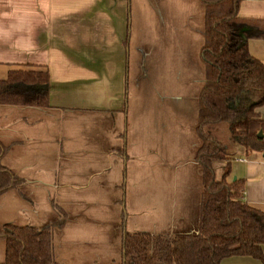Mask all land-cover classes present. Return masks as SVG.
Wrapping results in <instances>:
<instances>
[{"label":"crops","instance_id":"crops-1","mask_svg":"<svg viewBox=\"0 0 264 264\" xmlns=\"http://www.w3.org/2000/svg\"><path fill=\"white\" fill-rule=\"evenodd\" d=\"M236 16L243 21L239 32L247 37L249 54L264 67V0H240ZM127 31L126 0H0V80L11 70L43 71L49 77L47 106L0 104V169L4 171L0 176V231L11 219H22L23 201L29 205L56 197L60 208L54 222L36 225L30 219L23 224L49 226L53 264H122L126 233L168 236L192 233L197 227L200 173L194 150L189 152L195 140L184 157L179 148L173 150L179 154L169 158L164 149L157 156L148 155L157 151L147 137L141 139V146L126 145ZM181 66L182 87L192 77L190 65L187 70ZM195 78L193 93L175 98L188 123L196 117L203 73L197 72ZM186 100L191 105L187 111L183 107ZM254 112L264 121V103ZM191 130L188 124L172 134L190 138ZM153 142L163 148L170 140L157 130ZM228 152V179H242V200L264 212V152L244 151L238 145ZM136 157L141 176L134 181L137 165L132 160ZM167 161L176 163V169L188 166L173 177L179 187L170 206L164 203L167 197L161 186L155 195V210L137 208L136 200L150 198L145 193L138 195L133 185L157 180L150 177L149 168ZM216 164L221 165L215 176L219 178L226 161ZM127 200L134 201L129 204L131 217L146 221L147 228L127 224ZM5 242L0 235V264H5ZM261 250L264 255V242ZM220 264L262 263L250 256H229Z\"/></svg>","mask_w":264,"mask_h":264},{"label":"trees","instance_id":"trees-1","mask_svg":"<svg viewBox=\"0 0 264 264\" xmlns=\"http://www.w3.org/2000/svg\"><path fill=\"white\" fill-rule=\"evenodd\" d=\"M199 1L204 41L194 125L193 160L200 171L197 227L168 236L126 233L122 264H220L229 256H250L264 264V212L242 200V179H228L230 147L264 152V136H257L264 121L254 112L264 103V67L249 54L247 37L239 32L240 0ZM48 83L47 72L11 70L0 80V104L47 106ZM37 85L42 89H34ZM220 161L226 168L216 178L213 164ZM0 235L6 241L5 264H53L48 225L6 223Z\"/></svg>","mask_w":264,"mask_h":264},{"label":"rangeland","instance_id":"rangeland-1","mask_svg":"<svg viewBox=\"0 0 264 264\" xmlns=\"http://www.w3.org/2000/svg\"><path fill=\"white\" fill-rule=\"evenodd\" d=\"M126 1L129 58L125 113L129 136L126 139V145L128 148L141 146V139L147 137L148 144L153 145L157 151L156 154L148 153V155L157 156L164 149V151H168L166 158H169L174 154H179L173 151L179 148L182 151L181 156L184 157L185 150L190 147L192 139L197 143L193 130L196 117L194 121L188 123L184 114L178 111L179 105L175 98L178 96L188 97L190 93H193L194 88H197L196 74L197 72L203 73V65L198 57V51L204 41L202 34L203 4L199 0ZM182 63L186 70L190 65L189 78L192 77V79L185 81L181 87L179 77L183 74V71L180 72ZM188 101L186 100V103L183 104L186 111L191 106ZM188 124H192L190 138L189 135L176 136V134H172L174 129L175 131L180 127L184 129ZM157 130L166 133L170 140L167 145L162 146L163 148L159 147L160 145L156 148L157 143L153 142V136L156 137ZM193 150V147L189 148L190 153ZM216 163L213 164V167L215 176H218L221 165ZM132 164L137 165L134 176H132V180L136 181L141 176V162H138V157L132 160ZM175 164L173 161H167L164 165L160 164L159 166L155 164L149 168V175L152 178L156 177L157 180L133 185L134 190H138V195L145 193L150 198L149 200H136L137 208L155 210V195L161 186L167 197V201L165 197L166 202L164 203L167 207L170 206L173 193L177 194L179 187L178 181L173 180V177L179 176L181 171L188 167L180 166L176 169ZM198 172L200 173L199 166ZM190 179L193 182L196 181L192 171ZM128 185L131 187V182ZM57 202L59 201L56 197L50 201L48 199L34 200L29 205L25 204L29 203L28 200L23 201L22 219L20 221L11 219L8 222L20 225L27 224L31 220L36 225L54 222L57 219L56 210L60 208L59 205L57 206ZM133 202L127 200L126 209L129 212L127 224L136 223L147 228L146 221L131 217L129 204ZM25 205L26 210H24ZM187 208L191 209L190 203ZM195 213L198 214V207L195 209ZM25 215L28 219H25ZM190 215L192 216V209Z\"/></svg>","mask_w":264,"mask_h":264},{"label":"water","instance_id":"water-1","mask_svg":"<svg viewBox=\"0 0 264 264\" xmlns=\"http://www.w3.org/2000/svg\"><path fill=\"white\" fill-rule=\"evenodd\" d=\"M257 136H258V137H261V136H262V134H261V131H260V130L258 131V133H257ZM263 155H264V153H263ZM234 179H235V177H232V180H234Z\"/></svg>","mask_w":264,"mask_h":264}]
</instances>
